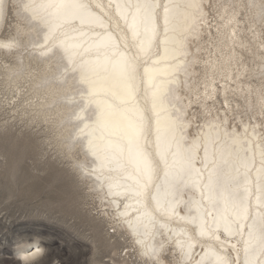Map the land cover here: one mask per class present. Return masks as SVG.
I'll use <instances>...</instances> for the list:
<instances>
[{"label": "bare ground", "instance_id": "bare-ground-1", "mask_svg": "<svg viewBox=\"0 0 264 264\" xmlns=\"http://www.w3.org/2000/svg\"><path fill=\"white\" fill-rule=\"evenodd\" d=\"M208 1L0 0V75L17 89L16 107L30 98L72 157L82 149L74 163L108 207L101 214L145 264H264V132L257 118L229 116L237 97L264 113V76L249 73L242 50L264 74V0H247L252 40L238 18L244 2H222L200 82L191 44ZM11 4L19 20L2 37ZM195 102L204 116L192 134Z\"/></svg>", "mask_w": 264, "mask_h": 264}, {"label": "rangeland", "instance_id": "rangeland-1", "mask_svg": "<svg viewBox=\"0 0 264 264\" xmlns=\"http://www.w3.org/2000/svg\"><path fill=\"white\" fill-rule=\"evenodd\" d=\"M220 1L206 3V28L199 38H194L196 43L191 44L194 52L199 54L192 76H198L196 80L200 82V77L209 76L207 60L215 54L217 22L222 21L219 12L226 0ZM229 2L231 6H237V2ZM240 2L245 4L238 14L246 28L242 34L252 40L253 14L247 0ZM179 17L176 11L169 18L178 23ZM18 20L11 4L2 37L15 32ZM257 25L263 31L261 40L264 41V24L259 21ZM107 41L111 39L107 38ZM197 45L201 46L200 50L196 49ZM242 50H245L242 51L243 60L249 73L264 76L256 75L262 71L258 65L260 59L251 51ZM7 59L14 61L12 57ZM4 76L0 75V264H145L125 229L115 227L111 214H101V210L107 208L105 211H108V207H101L95 191L89 188L88 180L74 163V159L84 157L82 149L78 146L73 157L69 154L63 137L57 134V125L30 111L28 94L23 95L28 101L16 107L20 96L15 87L6 85ZM251 80L258 81L257 77ZM22 90L26 89L23 87ZM183 92L186 96L189 90L184 88ZM237 98L239 105L233 101V111L229 112L231 123H238V116L247 117L252 124L257 118L264 132V113L255 114L243 98ZM195 103L189 108L192 134L197 133L204 116L202 106ZM35 246L42 250L41 253L23 261L20 251Z\"/></svg>", "mask_w": 264, "mask_h": 264}]
</instances>
